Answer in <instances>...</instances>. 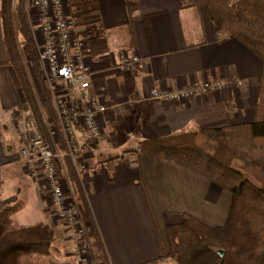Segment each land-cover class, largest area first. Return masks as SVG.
<instances>
[{
  "label": "crops",
  "instance_id": "crops-1",
  "mask_svg": "<svg viewBox=\"0 0 264 264\" xmlns=\"http://www.w3.org/2000/svg\"><path fill=\"white\" fill-rule=\"evenodd\" d=\"M66 13L86 42L93 70L89 91L108 106L99 117L102 139L81 155L89 167L82 184L94 219L111 264H157L167 248L168 226L190 215L211 228L222 227L232 196L174 162L139 154V145L200 127L254 122L262 62L238 41L218 34L207 14L187 0H70ZM124 53L146 58L148 65L127 76L121 69ZM235 78L245 85L181 103L149 99L153 89ZM24 101L0 15V121H6L0 131V212L22 203L12 218L16 227L43 223L55 229L49 255L24 258L23 264H87L75 255L73 227L55 215L43 175L27 174L23 137L11 124Z\"/></svg>",
  "mask_w": 264,
  "mask_h": 264
},
{
  "label": "trees",
  "instance_id": "trees-1",
  "mask_svg": "<svg viewBox=\"0 0 264 264\" xmlns=\"http://www.w3.org/2000/svg\"><path fill=\"white\" fill-rule=\"evenodd\" d=\"M204 11L218 34L245 46L262 62L256 119L252 123L197 130L143 141L141 155L174 162L228 191L232 204L227 222L211 228L190 215L166 228L167 247L159 260L177 264H264V0H187ZM0 15L9 62L24 93L19 106L28 126L40 129L47 141V123L57 128L66 151L51 93L27 14V0H1ZM31 78L34 79V83ZM23 116V117H24ZM64 170L87 219L94 257L87 264H111L86 192L72 160ZM60 175H64L60 171ZM22 203L0 212V264H23L24 258L48 256L56 238L47 224L18 228L13 216ZM158 260V261H159Z\"/></svg>",
  "mask_w": 264,
  "mask_h": 264
},
{
  "label": "built area",
  "instance_id": "built-area-1",
  "mask_svg": "<svg viewBox=\"0 0 264 264\" xmlns=\"http://www.w3.org/2000/svg\"><path fill=\"white\" fill-rule=\"evenodd\" d=\"M69 1L27 0L28 10L37 13L36 30L42 37L38 56L53 99L66 151L58 147L57 128L46 120L49 141L38 127L28 126L23 134L24 144L20 153L29 175L39 176V170L43 173L47 188L52 194L55 215L59 221L75 228V255L82 257L93 251L91 234L81 207L74 197L66 195L69 181L62 179L59 171L64 169L63 160L67 156L81 179L87 174L89 167L82 161L81 155L91 152L99 144L103 135L99 117L107 113L108 106L89 91L93 70L88 62L86 42L74 32L75 23L67 16ZM146 65L148 60L138 55L125 53L121 57V69L126 74H134L139 67ZM242 86L244 81L239 78L206 80L176 90L153 89L149 99L162 103H181L197 95ZM21 122L24 123L25 120ZM79 136H82V142Z\"/></svg>",
  "mask_w": 264,
  "mask_h": 264
},
{
  "label": "rangeland",
  "instance_id": "rangeland-1",
  "mask_svg": "<svg viewBox=\"0 0 264 264\" xmlns=\"http://www.w3.org/2000/svg\"><path fill=\"white\" fill-rule=\"evenodd\" d=\"M13 2H14V4L16 3V0H13ZM27 14H28V19H29V22H30V26H31V30H32V35H33V39H34V43H35V45H36V48H37V52H38V46L40 45V44H42V37L40 36V32L38 31V30H36V28H37V13L34 11V10H28V7H27ZM78 36V35H77ZM79 37V36H78ZM125 54V53H124ZM122 57V56H121ZM43 72V71H42ZM125 75H127V76H132L133 74H126L125 73ZM43 77H44V74H43ZM31 80H32V82L34 83V79L33 78H31ZM241 80V79H240ZM44 81H45V83H46V80H45V78H44ZM46 85H47V83H46ZM244 85H245V83H244ZM48 87V86H47ZM243 87V86H242ZM234 89V88H233ZM224 91V90H223ZM220 92H222V91H220ZM97 96V95H96ZM53 105H54V103H53ZM56 111V110H55ZM19 114H20V112H19ZM22 117H23V115H22ZM21 117V115H20V117H17V118H14V120L12 121V125H13V132H15V133H19V134H21V136L23 137V134H24V132H25V130L26 129H28L27 127H28V125H26V121L24 122V123H21L20 121L21 120H26V119H23ZM25 118V117H24ZM2 125H5L6 126V121H0V131H1V127H2ZM8 125H10V122H8ZM26 125V126H25ZM102 129H103V125H102ZM47 132H48V128H47ZM102 137H103V135H102ZM102 137H101V139H102ZM100 139V140H101ZM23 142H24V140H23ZM59 146H60V149H61V140H60V138H59ZM66 148V147H65ZM66 158H69V157H65L64 158V160H63V164H65V159ZM75 168V167H74ZM60 171H62L63 172V174L64 175H60ZM59 171V175H60V177L62 178V179H64V180H67V181H69V177L66 175V170H60ZM75 173H76V175H77V177H78V179L81 181V183H82V179L79 177V175H78V173H77V170L75 169ZM27 174L29 175V173L27 172ZM43 173L39 170V176H41ZM31 176V175H30ZM39 176H36V177H32V178H37V177H39ZM44 182H45V184H46V181H45V179H44ZM82 186H83V184H82ZM46 187H47V184H46ZM67 187L69 188V189H67L65 192H67V196H69V198H71V197H74L75 198V200H76V202L78 203V201H77V199H76V196H75V192H74V189H73V186H72V184L70 183V181H69V184L67 183ZM84 188V187H83ZM47 190H48V188H47ZM48 192H49V196H50V198L52 197V194L50 193V191L48 190ZM79 204V203H78ZM80 206V205H79ZM81 207V206H80ZM82 210V209H81ZM84 218H85V222H86V225L88 226V229H89V225H88V223H87V219H86V217H85V215H84ZM62 223H64V222H62ZM64 224H66V223H64ZM68 225V224H67ZM73 229L75 230V228L73 227ZM90 231V230H89ZM74 242H75V251L77 250V246H76V241H75V238H74ZM168 248V247H167ZM86 259H88V258H91V257H94V250L92 251V252H89V253H86V254H84L83 255ZM76 257H78V256H76ZM78 258H80V257H78ZM86 259H84L85 261H86ZM28 261V260H27ZM26 263V262H25ZM26 264H30L29 262L28 263H26ZM157 264H177L176 262H174L173 260H171V259H164V260H161L159 263H157Z\"/></svg>",
  "mask_w": 264,
  "mask_h": 264
}]
</instances>
